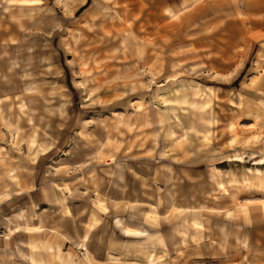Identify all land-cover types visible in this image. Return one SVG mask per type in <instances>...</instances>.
<instances>
[{
    "label": "rangeland",
    "instance_id": "374dc122",
    "mask_svg": "<svg viewBox=\"0 0 264 264\" xmlns=\"http://www.w3.org/2000/svg\"><path fill=\"white\" fill-rule=\"evenodd\" d=\"M0 264H264V0H0Z\"/></svg>",
    "mask_w": 264,
    "mask_h": 264
},
{
    "label": "bare ground",
    "instance_id": "6f19581e",
    "mask_svg": "<svg viewBox=\"0 0 264 264\" xmlns=\"http://www.w3.org/2000/svg\"><path fill=\"white\" fill-rule=\"evenodd\" d=\"M226 161L227 162H232V163H239V164H241L243 166V163L245 162V158H244V155H239V156L238 155H233V156H228ZM245 169L246 170L243 173V175L245 177V180L248 182L250 174L252 173V171H251V169L249 167H246ZM29 214H30L31 219H33L34 218L33 213L31 211H29ZM17 217L22 219L23 216L19 213ZM8 220L14 221V218L10 217ZM255 258L256 259H262L263 257L260 256V255H255Z\"/></svg>",
    "mask_w": 264,
    "mask_h": 264
}]
</instances>
